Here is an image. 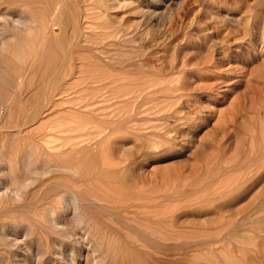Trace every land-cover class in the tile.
Listing matches in <instances>:
<instances>
[{
    "label": "rangeland",
    "instance_id": "1",
    "mask_svg": "<svg viewBox=\"0 0 264 264\" xmlns=\"http://www.w3.org/2000/svg\"><path fill=\"white\" fill-rule=\"evenodd\" d=\"M48 66L0 104V264H264V0H0V75Z\"/></svg>",
    "mask_w": 264,
    "mask_h": 264
},
{
    "label": "bare ground",
    "instance_id": "2",
    "mask_svg": "<svg viewBox=\"0 0 264 264\" xmlns=\"http://www.w3.org/2000/svg\"><path fill=\"white\" fill-rule=\"evenodd\" d=\"M60 5V4H59ZM61 10L62 7H61ZM65 12H66V16L67 18H69V16H71V13L72 11L70 9H65ZM87 15H84V18H86ZM55 26V23H54V20H51V25L50 27H54ZM54 28H52L53 30ZM50 70H52V68H50V66L44 68L43 70H41L40 72H37V73H34L33 75H27V81H24L22 79V81H15V78H13L14 76L11 77H8L7 75V78L2 75H0V104H2L3 102H5L6 100H8V96H9V87L11 88V86L13 85H16L17 87L19 88H23L24 86L30 88V87H33L35 89V92H34V95H38L40 93H43V91H45L46 89L50 90L51 89V93H52V96H53V93L57 90V88L54 86L56 84V81L54 82V80L52 81H48L47 83H45L44 79L45 77L48 75V72H50ZM61 70V69H60ZM59 75V73H57ZM58 75H56L55 77H57ZM26 75L22 76V77H25ZM54 77V79H56ZM39 78V79H38ZM38 80V81H37ZM46 80V79H45ZM35 81L37 83H35ZM9 89V90H8ZM47 91V90H46ZM47 93V92H46ZM48 94V93H47ZM48 96V95H47ZM45 96V98L47 97ZM51 96V97H52ZM44 97V96H43ZM120 98V97H119ZM141 106V105H140ZM1 113H3V116H10V108L8 106H5V107H2L1 108ZM12 139H13V136H11ZM11 139V140H12ZM7 163V162H6ZM30 162L27 161V162H24L23 164H29ZM8 164L10 165L11 163L8 162ZM8 165V166H9ZM10 167V166H9ZM14 167H10V169H12V172H13V178L8 180V181H1L0 182V202H3L4 200L5 201H8L10 199H13V201H16L15 197L18 196V195H22L23 194H26V191L31 188L30 185L32 184V181L31 179H28L27 177L26 178H23L21 177L20 175H18V171L17 169H13ZM54 171L58 172L60 175L63 176V174H68V175H78V174H75L76 170L74 169H65V168H57V169H53ZM43 175H46V174H41V176ZM48 182L47 181H43V184ZM64 183H67V184H73L75 185V182L74 181H71L70 179H66L64 181H62ZM39 185V183H38ZM66 185V184H65ZM64 186V185H63ZM41 187V186H40ZM43 187V186H42ZM41 187V188H42ZM39 188V189H41ZM68 188V187H66ZM46 189V188H45ZM31 190V189H30ZM30 190H28L30 192ZM47 190V189H46ZM54 190V189H53ZM65 190V191H64ZM64 193L66 195H68V202H70V204L72 205L73 209H74V212L76 210L79 209V205H78V200L76 198V194L74 192H71V191H67V189H64ZM34 191V190H33ZM33 191H32V194H33ZM40 191V190H39ZM37 191L35 190L34 193H36ZM53 192V191H52ZM44 194H47V193H44ZM34 195V194H33ZM27 196V195H26ZM21 197V196H20ZM20 199V198H18ZM26 200V199H25ZM23 200V201H25ZM26 202V201H25ZM4 203V202H3ZM10 204H12V201L10 200L9 202ZM7 203V204H9ZM5 204V203H4ZM13 205H17V204H13ZM24 205V204H23ZM23 205H20L18 204L17 206H23ZM31 205V204H30ZM16 206V207H17ZM29 207V206H28ZM31 207V206H30ZM76 217L78 218V216L76 215ZM76 218V219H77ZM252 225H251V229H250V234L253 235V241L252 243L249 244V247H254L256 248L257 247V244H256V238L258 236V233H261L262 231L264 232V227H263V221H264V206L263 207H258L254 212H253V215H252ZM56 221L57 220H61V217L59 219H55ZM79 220L76 222V223H73V227H77V225L79 224ZM56 227H58V229H60V231H62V228H63V225H59L58 223L54 224ZM58 225V226H57ZM82 227V226H81ZM80 228L77 227L76 228H66V230H64L62 232V234H65L63 237L64 238H68L70 239L73 238V244L75 243H79L80 244V247H82L84 245V240L79 236L77 235L78 233H76L79 230ZM83 230V229H82ZM80 231V232H84V231ZM245 230V225H244V222L240 223V233L242 234ZM86 232V231H85ZM84 232V234H85ZM88 233V232H86ZM241 234H240V237H241ZM69 241V240H68ZM72 241V240H71ZM244 241V240H243ZM89 242V241H87ZM78 244V245H79ZM82 245V246H81ZM84 247V246H83ZM88 251V250H87ZM89 254V253H88ZM90 256V255H89ZM86 258V257H85Z\"/></svg>",
    "mask_w": 264,
    "mask_h": 264
}]
</instances>
